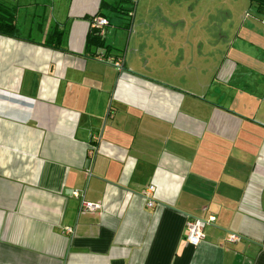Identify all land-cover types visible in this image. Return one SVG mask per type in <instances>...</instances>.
Segmentation results:
<instances>
[{
	"label": "crops",
	"instance_id": "crops-1",
	"mask_svg": "<svg viewBox=\"0 0 264 264\" xmlns=\"http://www.w3.org/2000/svg\"><path fill=\"white\" fill-rule=\"evenodd\" d=\"M157 1L0 0V264H264L261 14Z\"/></svg>",
	"mask_w": 264,
	"mask_h": 264
},
{
	"label": "built area",
	"instance_id": "built-area-1",
	"mask_svg": "<svg viewBox=\"0 0 264 264\" xmlns=\"http://www.w3.org/2000/svg\"><path fill=\"white\" fill-rule=\"evenodd\" d=\"M138 0H131L132 4H136ZM264 22V20H262ZM108 24V21L106 18L103 17H93L91 20V27L93 29H99L105 25ZM112 65L117 68L118 70L122 69V62L121 60H116L111 62ZM153 191V187L149 186L147 190L144 193V199L146 200V206L152 207L153 202L150 199V195ZM73 196L75 198L79 197L78 192H73ZM100 208L99 204L87 202L83 199L80 200V211L83 213L86 212H96ZM214 218L212 216L208 217L206 220L196 219V218H189L185 222V241L192 247H196L201 243L204 238V227L207 225H210L213 222ZM65 233H72V228L66 227L64 229ZM241 237L234 233H229L226 237V241L228 243H237L241 241Z\"/></svg>",
	"mask_w": 264,
	"mask_h": 264
},
{
	"label": "trees",
	"instance_id": "trees-1",
	"mask_svg": "<svg viewBox=\"0 0 264 264\" xmlns=\"http://www.w3.org/2000/svg\"><path fill=\"white\" fill-rule=\"evenodd\" d=\"M129 1V0H125ZM251 4H254L257 12L261 14V20H264V0H249ZM94 30L88 37L89 43H98V37L94 35ZM15 33V27L11 17H3L0 19V34L13 35Z\"/></svg>",
	"mask_w": 264,
	"mask_h": 264
},
{
	"label": "rangeland",
	"instance_id": "rangeland-1",
	"mask_svg": "<svg viewBox=\"0 0 264 264\" xmlns=\"http://www.w3.org/2000/svg\"><path fill=\"white\" fill-rule=\"evenodd\" d=\"M157 2L162 3L161 0H158ZM208 3L211 4V0H209ZM220 4H226V5L231 4L233 9L237 8L239 12L240 11L242 12L244 10L243 11L244 13L242 14L245 15L246 17L248 16L249 13L255 14V5L251 4L249 0H221Z\"/></svg>",
	"mask_w": 264,
	"mask_h": 264
}]
</instances>
